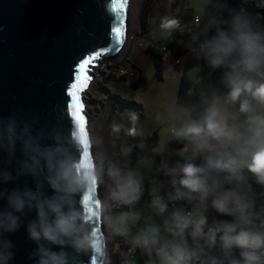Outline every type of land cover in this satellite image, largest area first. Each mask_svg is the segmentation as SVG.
<instances>
[{
	"label": "clouds",
	"instance_id": "9594fccd",
	"mask_svg": "<svg viewBox=\"0 0 264 264\" xmlns=\"http://www.w3.org/2000/svg\"><path fill=\"white\" fill-rule=\"evenodd\" d=\"M226 7L216 0L214 11H206L202 39L191 51L212 69L223 70L227 91L214 96L202 117L184 129L193 155L169 170L179 185L175 195L168 194L166 200L153 185L148 216L135 211L144 195L143 176L137 171L114 162L98 170L95 159L86 166L74 154L84 151L74 131L68 136L59 131L45 134L14 116L0 117V264L14 261L16 245L9 235L21 227L35 245L29 254L33 264H74L67 249L89 256L91 264H111L104 228L127 245L120 264H137V251L145 257L144 264H264V204L258 206L245 174L264 185V31L240 13L225 17ZM159 28L171 39L181 22L163 16ZM222 109H235L242 118L236 132L229 123L234 117L222 115ZM131 119L138 116L132 113ZM121 127L113 125L117 132ZM221 140L232 145L231 151L213 146ZM202 152L214 154L198 164L195 159ZM105 175L109 183L101 200L93 192ZM21 177H31L34 187L17 184ZM176 200L191 207L169 212V202ZM209 200L218 216L227 218L210 224ZM112 206L117 210L106 217V208Z\"/></svg>",
	"mask_w": 264,
	"mask_h": 264
},
{
	"label": "water",
	"instance_id": "95a60500",
	"mask_svg": "<svg viewBox=\"0 0 264 264\" xmlns=\"http://www.w3.org/2000/svg\"><path fill=\"white\" fill-rule=\"evenodd\" d=\"M112 2L113 0H0V117L14 116L32 124L34 131L45 134L59 131L68 136L72 131H77L71 114L70 92L78 64L97 51L105 53L98 60L109 61L120 54L129 41L131 1L127 0L123 44L119 51L115 50L117 45L111 36L114 17L110 10ZM109 49L112 50L108 51ZM98 60L94 62V66ZM121 65L122 63L113 65L110 71ZM94 66L89 65L90 77ZM81 81L83 82V76ZM89 83L90 81L79 94L88 133L87 147L84 146L82 153H74L81 157L86 166L90 160L95 159L84 96ZM44 142L49 141L45 139ZM3 166L7 167L6 164ZM16 183L20 186L27 183L34 187L31 177H21ZM12 186L14 185L7 187ZM100 188L93 194L102 200ZM88 199V193L85 192V208ZM33 216L34 213L27 219ZM95 227L100 228L99 221ZM105 230L104 228L106 234ZM9 238L16 245L12 264H33L29 254L35 245L28 240L25 228L21 227L18 232L10 234ZM67 251L72 254L74 264H91L89 256H76L71 249Z\"/></svg>",
	"mask_w": 264,
	"mask_h": 264
},
{
	"label": "rangeland",
	"instance_id": "374dc122",
	"mask_svg": "<svg viewBox=\"0 0 264 264\" xmlns=\"http://www.w3.org/2000/svg\"><path fill=\"white\" fill-rule=\"evenodd\" d=\"M131 1V19H130V35L129 41L122 55H119L113 61L98 60L94 66L90 84L86 89L84 96L86 101V111L88 117L93 119L95 123L94 145L96 146V158L98 162V170H106L108 157H110L115 144L116 138L121 141H131V134L137 131L140 135H149L153 131L159 129V138L161 145L158 151H163L162 143L172 135L174 108L172 102V94L179 83V70L185 65V59H178L172 52L165 56L167 67L164 71L162 80L156 78V58L149 51V47L154 49H164V47L172 43L166 36L161 35L159 28L160 19L163 16H170L173 9L179 6V15H185L186 18L199 17L201 22L203 17L195 15L192 8L187 7L186 0H163V4L159 7V15L154 12L153 5L150 10L147 31L141 29L140 9L143 0ZM227 9L232 10V14L236 13L233 6L224 0ZM213 0H191L197 9L202 12L212 5ZM176 3V4H175ZM261 5L262 2L259 0ZM171 17V16H170ZM261 27L260 31H264V22L258 23ZM204 25L195 33V38L202 39ZM178 44L176 46H179ZM188 46V45H187ZM187 59H192L191 54L187 55ZM180 60V61H179ZM182 60L184 61L183 63ZM179 61V62H177ZM122 63L128 69H134L140 73V80L134 82L128 76L119 77L116 73L110 71L113 65ZM199 72V66L196 60H192L186 67V74L196 80ZM184 73V71H183ZM137 83V88L133 86ZM118 96L125 101L124 107L121 103H114L113 97ZM135 113L138 119L133 121L131 114ZM226 114V110L222 109V115ZM101 120V122L99 121ZM113 125H122L120 131H114ZM234 131V127L232 128ZM135 134V132H134ZM133 134V135H134ZM104 178V177H103ZM103 179L101 181V197L103 198ZM107 211V210H106ZM105 211V216L107 213ZM106 229V228H105ZM106 231V230H105ZM107 235V232H106ZM110 240L108 242V250L110 255ZM112 263V259H111Z\"/></svg>",
	"mask_w": 264,
	"mask_h": 264
},
{
	"label": "trees",
	"instance_id": "16d2710c",
	"mask_svg": "<svg viewBox=\"0 0 264 264\" xmlns=\"http://www.w3.org/2000/svg\"><path fill=\"white\" fill-rule=\"evenodd\" d=\"M235 9L236 13H240L250 19L253 23V26L258 30H261L259 27V22H264V0H260L262 4L258 3L259 0H227ZM154 0H144L142 7L140 9V22L141 29L146 32L149 20L150 10L152 8ZM227 17V15H224ZM214 33H209L212 35ZM172 38L175 40L182 39V37L176 33H172ZM149 51L152 52L156 58V78L162 80L163 74L165 71V62L164 57L169 52H174L178 55H189L190 50L184 46H176L172 43L167 44L164 49H154L149 47ZM223 70L221 69H212L209 67L206 62L203 63L202 70L199 74L198 81L193 83L185 75H182L179 82L177 100L176 103L178 106L185 107L190 110L191 117L194 120H199L205 112V109L212 105L213 97L220 94L222 95L227 91L226 86L222 83ZM133 86L137 88V83H134ZM114 103L120 102L122 107H124L125 101H122L118 96L113 97ZM242 119V118H241ZM134 145L130 152V157L133 162L143 158L148 157L156 162L158 165L165 166V172L167 177V183L172 188L174 195L176 188L179 187L178 184L173 183V177L169 174V170L173 168L177 161L184 162L187 158L193 155L194 150H187L183 155L177 153V150L183 149L189 144H192L189 139L184 137V134L170 139L163 151L162 154L157 153L155 150L159 145V134L154 132L151 136L148 137H139L133 135ZM228 148L232 149V145L226 141ZM214 153L202 152L197 154L195 162L203 163L208 155ZM249 182L253 185V188L257 196V204H264V185H259L256 183L255 178L251 174H247ZM177 208H190L189 204L185 200H176ZM208 217L216 216L218 219H224L227 217H219L218 214L211 208L207 209Z\"/></svg>",
	"mask_w": 264,
	"mask_h": 264
},
{
	"label": "crops",
	"instance_id": "0c3cea01",
	"mask_svg": "<svg viewBox=\"0 0 264 264\" xmlns=\"http://www.w3.org/2000/svg\"><path fill=\"white\" fill-rule=\"evenodd\" d=\"M144 1V0H143ZM142 1V4H143ZM173 1V0H169V3ZM177 1V0H175ZM187 7L192 8V12L195 15H200L202 16L204 19L202 22H200L199 24L195 25L192 21V18H186L185 15L180 16L178 11H179V6L174 8L173 13L170 14L171 17H175L177 19H181L184 21L185 25L187 27L190 28L191 31V37L194 38L195 33L200 29L201 25L205 24V13L206 11L212 12L214 11V9L212 8L213 4L216 3V0H213L212 5L209 8H206V10H204L202 12V10L197 9L195 4L191 3V0H186ZM221 3H225L224 0H220ZM163 4V0H154L153 2V9L154 12H156V14L159 15V7L160 5ZM176 4V3H175ZM142 7V5H141ZM232 10L230 12L229 9L224 8L223 9V14L227 15V17L231 16ZM172 44L174 45H178L181 44L180 46H184L187 47L188 42L184 39H179V40H175L174 38L170 39ZM195 40L199 41V39L195 38ZM175 56L178 57V59H181L180 57L185 59V62L182 60L181 63L184 62L183 65H185L184 67L182 66L179 70V77L181 78L182 75H185L191 82L195 83L198 81V77L199 74L202 70L203 67V63L204 61L202 60H197L196 57H193L192 59H187V55H178L174 52H172ZM168 54V53H167ZM166 54V55H167ZM192 60H196V62L198 63L199 66V72H198V76L196 78V80H192L187 74H186V67L188 66V64L192 61ZM180 61V60H179ZM177 61V62H179ZM164 62H165V69L167 67L166 61H165V57H164ZM184 71V73H183ZM180 82V79H179ZM178 87H179V83H178ZM178 87L176 89L175 86V90L174 93L172 94V102H173V108H174V121H173V129H172V135L169 137V139H167L165 142L162 143V150L164 151L165 146L167 144V142L175 137H178L182 134H184V129L191 124L193 121H195L190 114V110L185 108V107H181L178 106L176 103L177 100V93H178ZM220 95V94H218ZM217 96V95H216ZM225 116L227 117H234V119H230L229 123L234 125V131H237V126H239L240 122H241V117H239V115L236 113L235 109H226V114ZM135 132V134H134ZM154 132H158L159 134V129L153 131L151 134L149 135H140L138 134L137 131H133V133L131 134V141H121L120 138H116L114 141L115 147L113 149V151L111 152L110 157H108V162L106 165V169L110 166L111 163H115L117 164L121 169L123 170H128V169H133L135 171H137L139 174H141L143 176V185H144V195L141 199V201L139 202V204H137L135 206V211H138L142 214V216H148L151 214L150 209L148 207V204L150 203L151 200V196H150V190L153 187V185L157 186L159 188V193L160 195L164 196L165 199L167 200L168 194H172L174 195V192L172 190V188L170 187V185L167 183V177H166V172H165V166L163 165H158L156 164V162L148 157H143L135 162H133L131 160L130 157V152L131 149L134 145V135H137L139 137H148L151 136ZM213 146L215 148H217L220 151H225L228 152L230 151V149L228 148V145L225 141H213ZM161 145V141H159V145L158 147ZM157 147V148H158ZM156 148V152L162 154L163 151H158ZM187 150H194L193 148V144H189L188 146H186L183 149L177 150V153L183 155ZM174 179V178H173ZM178 179V178H177ZM108 178L105 175L103 178V198H105L106 196V186L108 184ZM173 202H169V212L173 210L174 207L171 206ZM208 208H211V200H209L208 202ZM212 209V208H211ZM106 213H107V217L112 215L111 209H107L106 208ZM167 215V213L165 214ZM209 218V223L211 224V222L214 219H218L216 216H211L208 217ZM157 221L159 222V218H156ZM140 226H143V219L140 222ZM107 235L109 236V240H110V250H111V259H112V263L111 264H120V260L117 259L116 256H114V252L116 251V241L117 238L112 239L110 236V233L108 232V230L106 229ZM136 261L137 264H144L145 261V257H143L140 253H138L136 255Z\"/></svg>",
	"mask_w": 264,
	"mask_h": 264
},
{
	"label": "snow or ice",
	"instance_id": "6c2138e0",
	"mask_svg": "<svg viewBox=\"0 0 264 264\" xmlns=\"http://www.w3.org/2000/svg\"><path fill=\"white\" fill-rule=\"evenodd\" d=\"M126 6L127 0H119V2L118 0H113L110 9L114 13L111 36L114 43L117 45L115 49L116 51H119V47L123 44ZM111 50L112 49H109L108 51ZM104 54L105 53L102 51H97L94 55H89L87 58H84L77 66V69L74 73L75 82L71 85V114L74 117L76 123V134L79 135L85 148L87 147L88 133L86 128V120L82 114L83 104L80 101L79 94L84 90V88L87 87V82L91 80V77L88 75V72L90 71L89 65L94 66V62ZM81 76H83V82L81 81Z\"/></svg>",
	"mask_w": 264,
	"mask_h": 264
},
{
	"label": "built area",
	"instance_id": "2783aa9c",
	"mask_svg": "<svg viewBox=\"0 0 264 264\" xmlns=\"http://www.w3.org/2000/svg\"><path fill=\"white\" fill-rule=\"evenodd\" d=\"M181 22V28L175 30L174 32L178 33L182 39L186 40L188 42V46L187 48H189L190 50V54L192 57H195L192 55V48L196 46L197 44V40H194L191 37V31L190 28L187 27L184 23L183 20L179 19ZM192 21L195 25L199 24L201 22V19L199 17H192ZM112 73H116L119 77H124V76H128L130 79H132L134 82H138L140 80V73L138 71H135L133 68L132 69H128L126 68L125 65H121L118 68H116L114 71H111ZM177 201H174L171 206L174 208H177ZM117 210L115 206H112L111 211ZM116 251L113 253L114 256L117 257V259L121 260V256L120 253L122 251H127V245L124 243L122 238H117L116 241ZM139 253V251H137L136 255ZM135 255V257H136Z\"/></svg>",
	"mask_w": 264,
	"mask_h": 264
},
{
	"label": "bare ground",
	"instance_id": "6f19581e",
	"mask_svg": "<svg viewBox=\"0 0 264 264\" xmlns=\"http://www.w3.org/2000/svg\"><path fill=\"white\" fill-rule=\"evenodd\" d=\"M127 43L128 42H126V44H125V46H124V48H123V50L120 52V54H118L117 56H115V57H112L111 59L113 60H115V58H117L119 55H122L123 54V52H124V50H125V47L127 46ZM118 59V58H117ZM101 60V59H100ZM113 60V61H114ZM92 80V79H91ZM90 84V83H89ZM100 122H101V120H99ZM88 123H89V128H90V133H91V135H92V140H93V147H94V151H95V159H96V163H97V168H98V162H97V158H96V150H95V148H96V146L94 145V130H95V123H94V121H93V119H91L90 120V118L88 117ZM99 169V168H98Z\"/></svg>",
	"mask_w": 264,
	"mask_h": 264
}]
</instances>
